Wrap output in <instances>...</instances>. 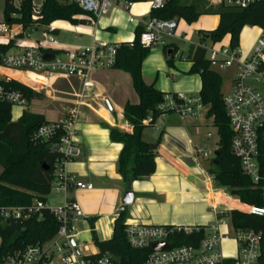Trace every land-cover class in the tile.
<instances>
[{
  "label": "built area",
  "instance_id": "obj_1",
  "mask_svg": "<svg viewBox=\"0 0 264 264\" xmlns=\"http://www.w3.org/2000/svg\"><path fill=\"white\" fill-rule=\"evenodd\" d=\"M72 1L91 16L93 21L107 15L111 8L130 13L135 4L130 0ZM166 1L168 0L150 1L151 9L163 7ZM257 3H264V0H215L214 4L245 9ZM141 17L131 14L129 22L132 24L137 22L143 26L140 34V43L143 46L163 47L169 43V38L176 35L179 20L151 17L149 22H144ZM32 18L35 20L36 16ZM257 26L261 35L253 52L247 58L242 56L239 46L231 45L229 34L220 41L204 40L195 46L205 49L206 58L211 66L217 63L223 67L236 64L231 91L226 95L223 94L227 117L233 132L231 149L239 159L243 173L250 177L256 186H260L264 193V22ZM9 29L8 24L0 23V35L7 33ZM119 47L120 42L96 40L88 46L68 48L59 42L55 29L47 26L42 30V39L37 40L35 45L20 46L19 51L8 52L1 58L0 66L5 68L33 72L46 79L74 78L79 81V89L73 94L72 107L67 116L41 125L36 132V136L42 140H49L59 131L63 132L55 147L61 158L56 166L51 191L67 193L74 187L93 188L92 184H83L75 176L66 173L63 167L65 163L75 160L81 154V147L76 139V129L85 110L100 106L102 100L93 75L100 70L114 67ZM46 53L54 54V58L45 60L43 56ZM0 77L3 78V82H0V101L26 108L28 106L26 96L9 85L13 78L7 75ZM158 108L175 112L182 117L200 116L206 111V106L202 104L199 96L183 93L166 94ZM164 116L165 114L160 115L157 121ZM208 136L211 137L212 134L209 133ZM199 153L204 158L211 157V152L208 150L201 149ZM207 178L213 184V176L210 173H207ZM218 195L230 197L220 189ZM239 204L240 207H236L222 200L217 201L213 204L216 220L203 226L126 222L127 241L136 249L151 248L150 254L141 264H262L261 235L253 230L236 228L229 213L237 209L264 217V206H246L241 202ZM42 207V202H36L28 208H4L0 216L3 220L10 216L19 219L23 215L29 216L32 211H38ZM51 210L59 220L61 219L55 237L44 244H31L23 249L1 254L0 264H119L110 255L92 257L80 253L81 244H78L75 238L76 222L83 216V211L78 202L66 200L63 205ZM125 210L126 206L121 204L116 213L119 215ZM195 230H202L204 233L197 244L172 245L169 240L175 232L191 233ZM227 241H232L235 245V250L231 254L223 250V244ZM158 242H168L169 246L164 250L155 251L152 249V244Z\"/></svg>",
  "mask_w": 264,
  "mask_h": 264
},
{
  "label": "trees",
  "instance_id": "obj_2",
  "mask_svg": "<svg viewBox=\"0 0 264 264\" xmlns=\"http://www.w3.org/2000/svg\"><path fill=\"white\" fill-rule=\"evenodd\" d=\"M134 3L152 0H130ZM36 16L34 20L32 17ZM152 18L161 20H185L188 24L198 21L202 15L219 16V24L213 30H199V42L211 40L217 42L226 35L231 36V45L239 46V37L247 25H261L264 22V3L240 9L224 4L211 5L207 0H168L161 8H152ZM67 21L73 25L87 24L93 18L84 12L72 0H43L39 8L34 7L33 0H21L19 6L13 0H5L4 20L8 25L18 24L23 32L31 27H47L55 21ZM143 26L135 29L133 41L120 42L114 69L128 73L132 85L139 97L137 104L126 103L124 118L134 127L133 132L123 131L118 127L110 128L111 140L123 145L118 160V171L124 182L149 177L156 171V155L141 139L146 127H153L158 117L169 114L158 106L164 101L166 94L156 87V82L147 83L142 74V63L149 55L151 48L140 43ZM15 47L12 39L8 43H0V63L4 54ZM168 66L174 67L178 46L169 43L162 47ZM172 53L168 56V51ZM183 54L179 56L181 59ZM186 58L190 61L189 74H199L201 90L199 97L207 107V117L213 120L217 129L218 164L212 162L209 173L213 176L216 188L227 190L228 194L238 199L246 206H264V193L252 179L241 169L239 159L233 154L231 140L232 129L226 113L221 92L222 78L214 71L206 58L204 48L192 44ZM0 73L8 74L12 79L9 85L21 91L28 100V105L34 98V90L30 80L22 73L0 67ZM22 81V82H21ZM0 82L3 78L0 77ZM25 82V83H24ZM13 106L0 101V213L4 208L31 207L36 202H42L43 207L32 211L29 216L23 215L16 219L12 216L3 220L0 216V255L14 250L23 249L31 244H44L55 237L60 227V220L51 208L45 205L51 193L55 178L56 166L61 154L55 149L63 132L59 131L53 138L42 140L36 136L41 125L49 123L44 115L25 110L17 120H12ZM146 121V122H145ZM52 145L49 148V145ZM240 207V204L239 206ZM229 216L238 229L253 230L261 235V262L264 264V217L233 209ZM92 234L98 253L92 257L115 255L120 257L119 264H141L151 252V248L136 249L130 246L126 237V213H120L113 226V236L108 240H99L92 223ZM204 236L203 231L175 232L170 237L172 245L197 244Z\"/></svg>",
  "mask_w": 264,
  "mask_h": 264
},
{
  "label": "crops",
  "instance_id": "obj_3",
  "mask_svg": "<svg viewBox=\"0 0 264 264\" xmlns=\"http://www.w3.org/2000/svg\"><path fill=\"white\" fill-rule=\"evenodd\" d=\"M20 1L16 3V6H19ZM150 11V1L137 2L132 7L129 16L131 14L137 17L142 16V20L145 15L150 14ZM126 14L127 12L121 9H114L105 17H101L97 22L98 25L96 23L92 27L90 26L92 21L87 24L73 25L60 20L53 22L50 27L55 29L57 38L61 37L58 39L59 42L68 48L88 46L96 40H105L111 43L131 41L134 40L135 29L140 23L134 25L132 33V23L129 22V16L127 17ZM219 20L217 15H202L193 24H188L182 19L178 24V27L180 25L179 33L184 32L185 36L175 35L168 41L178 46L177 54L181 55L184 49L177 40L188 42L189 47L192 44L195 45L199 42L198 31L215 29ZM9 28L7 33L0 35V43H8L13 39L15 47L10 52L19 51L20 46L36 44L37 39L32 37L27 39L25 34L24 37L19 36L23 32L21 25H13ZM42 29L44 30L46 27H42ZM122 31H125L126 34L121 37L119 34ZM62 33L65 35L62 36ZM69 33L73 35L72 38L67 35ZM83 37L88 39L84 40ZM194 38L197 39L196 42ZM190 67L189 61L187 65L176 68L182 73H188ZM166 68L171 76V84L165 83L157 74L154 76L155 70L165 71ZM172 68L168 66L161 47V49L152 50L144 59L142 74L147 83L155 81L156 87L164 93L199 95L201 90L200 75L185 74L177 79ZM14 71L22 72L30 80L31 86L38 88L42 84H49L53 89L52 92L69 95L65 98L54 96L53 99L69 104L65 114L67 116L72 107L73 94L79 89L77 79H46L40 75L27 74V71ZM0 75L10 76L5 73H0ZM93 78L98 93L102 97L100 106L85 110V114L76 129V139L81 147V154L75 160L65 163L63 167L66 173L75 176L83 184H92L93 188L80 189L74 187L67 193L51 191L45 203L49 208L63 205L66 200L79 203L83 216L76 222L75 238L77 243L81 244L80 253L84 255L98 253L93 241L92 223L99 240H108L113 236L114 221L118 216L116 210L123 204L122 200L127 185L118 171V160L123 145L111 140L110 128L118 127L123 131L133 132L134 127L130 126L124 118V106L128 102L132 104L139 102V97L133 88L132 79L128 73L111 68L94 73ZM25 110L21 108L18 118L12 117V120L17 121ZM33 112L44 115L50 122L62 119L59 118L57 112L47 108L46 112L52 118H47L44 112ZM206 113L207 107L200 116L182 117L171 112L159 119L151 131L146 129L142 131L141 139L149 147L155 146L153 151L156 155V171L149 177L131 183L130 189L135 193V198L132 204L125 205L126 222L152 225H208L216 220L213 204L222 200L230 205L231 201L235 200L231 196L227 198L217 197L219 188L211 184L207 178V173L211 167L208 170L203 167L204 162L210 159L204 158L199 150H208L206 147L207 139H211L214 135L209 130V126L213 125V120L208 118ZM209 133L212 134L211 137L208 136ZM202 195L205 200L201 198ZM237 201L239 202V200ZM206 208L211 211L205 212ZM89 243L93 246H89Z\"/></svg>",
  "mask_w": 264,
  "mask_h": 264
},
{
  "label": "rangeland",
  "instance_id": "obj_4",
  "mask_svg": "<svg viewBox=\"0 0 264 264\" xmlns=\"http://www.w3.org/2000/svg\"><path fill=\"white\" fill-rule=\"evenodd\" d=\"M19 0H13V3L16 5V3H18ZM43 0H33V3L35 5V7L37 8L41 3H42ZM184 1H193V0H184ZM209 2V4L211 5H217V4H214L215 3V0H207ZM4 9H5V0H0V23H3V20H4ZM112 10H114L113 8L110 9V12H112ZM125 14V13H123ZM129 12H127V17L129 16ZM110 15V14H109ZM108 15V16H109ZM107 16V17H108ZM105 17V15L103 16ZM120 17V15H119ZM121 18V17H120ZM97 21H92L91 22V27L92 25H95ZM137 22H135L134 24H132L131 26V31L133 33V27L134 25H136ZM13 25H18V24H13ZM13 25H9V27H12ZM98 25V23L96 24ZM179 29H180V25L177 29V32H176V35H179L180 37H184V32H181L179 33ZM42 26L39 27L36 31H34L33 35H32V38L34 39H37V40H40L42 39ZM126 32L125 31H122L119 36H123L125 35ZM65 34L62 33V36H64ZM69 36V38H72V34H67ZM260 30H259V27L258 26H253V25H247L243 28L241 34H240V37H239V48L240 50L242 51V56L244 58H247L252 52H253V49L254 47L256 46L257 44V41L258 39L260 38ZM119 36H117V38H119ZM61 38V37H60ZM58 38V39H60ZM84 40H87L88 38L87 37H83ZM196 38H194V41L196 42ZM177 42L181 45V47L184 49L183 51V57L180 59L179 56L180 54L177 56H175V60H174V64H175V67L172 68V72L174 73V75H177V79L180 78V76H183L185 74H189V73H182L180 72L179 70H177L176 67H182V65H187L189 63V60L186 58L187 54H188V47H189V43L188 42H185L183 40H177ZM154 49H161V46L157 45V46H152L151 47V50H154ZM150 54V53H149ZM212 69L216 72H218L222 78V84H221V92L226 95L228 94L230 91H231V87H232V81L235 77V74H236V64H232L231 66L229 67H223L221 64L217 63V64H213L212 66ZM27 74H32V75H38L36 73H29L27 72ZM156 74L158 75L159 78H161L162 80L165 81V83H169L171 84L172 80H171V76L169 74V71L166 70H155L154 72V76H156ZM32 89L34 90V92H41L43 94H45V97L44 98H33L30 102V104L24 108L26 110H29L31 112L33 111H39V112H44L46 117L47 118H52V116L46 112V108L48 110H53L55 112H57V115L59 116V118H62L64 119L63 117L66 116V109L69 107V104L67 102H64V101H54V96L56 97H62V98H65V97H69V95H62V94H58V93H54L52 92L53 89L51 88V86L48 85H43L42 86H39L38 88L34 87V86H31ZM35 89L39 90V91H36ZM193 96H198L197 94L196 95H193ZM62 100V99H60ZM54 101V102H53ZM20 109L19 107L17 106H13V109H12V117L13 118H18L19 116V113H20ZM147 131H151L153 129V127H146L145 128ZM209 130L214 134L213 137L211 139H207L208 142L206 143V147L207 149L211 152V157L209 158L210 160H208L207 162L205 161L204 164H203V167L208 170L209 167L212 166V162L213 160L215 159V151L217 149V146H218V142H219V136H218V133H217V129L214 125H211L209 126ZM0 171H2L1 167H0ZM220 191H223L225 193H228L227 190L225 189H222V188H219ZM217 197H220V198H226L225 196H220L218 195ZM201 198L203 200L204 197L203 195L201 196ZM234 198V197H232ZM232 205H235L236 207L238 206V201L237 200H233L231 202ZM211 210L210 209H207L205 210V212H210ZM187 226H190V225H187ZM89 246H91L92 244L89 243L88 244ZM93 246V245H92ZM95 248V246H94ZM223 250L224 252L228 253V254H231L234 252L235 250V245L232 241H227L223 244Z\"/></svg>",
  "mask_w": 264,
  "mask_h": 264
},
{
  "label": "water",
  "instance_id": "obj_5",
  "mask_svg": "<svg viewBox=\"0 0 264 264\" xmlns=\"http://www.w3.org/2000/svg\"><path fill=\"white\" fill-rule=\"evenodd\" d=\"M150 19H151V15H150V14H147V15H145V16L142 18V20H143L144 22H149ZM36 30H37V27H36V26L31 27L28 31L25 32V37H26L27 39H31L32 34H33L34 31H36ZM171 53H172V51L169 50V51H168V56H170ZM43 58H44L45 60H52V59L54 58V54H52V53H46V54H44ZM44 97H45V94H43V93H41V92H34V98H44ZM48 147L51 148L52 145L50 144ZM149 148H150L151 150H153V149L155 148V146L152 145V146H150ZM214 155H215V158H216V157L218 156V151H215ZM213 164L217 165V164H218V160H217V159H214V160H213ZM130 186H131V182L128 181V182H127L126 191H125V194H124V197H123V200H122V203H123L124 205H130V204H132L133 201H134V198H135V193L130 189ZM60 221H61V219H60ZM73 243H74V241H73ZM168 246H169L168 242H158V243H154V244H152V249L155 250V251H156V250H164V249L168 248ZM110 257H111L116 263H120V261H121L120 257H118V256L110 255Z\"/></svg>",
  "mask_w": 264,
  "mask_h": 264
},
{
  "label": "bare ground",
  "instance_id": "obj_6",
  "mask_svg": "<svg viewBox=\"0 0 264 264\" xmlns=\"http://www.w3.org/2000/svg\"><path fill=\"white\" fill-rule=\"evenodd\" d=\"M232 201H233V200H232ZM232 201H231V202H232ZM230 205H232V204L230 203ZM232 206H235V205H232ZM238 206H239V202H238ZM238 206H237V207H238Z\"/></svg>",
  "mask_w": 264,
  "mask_h": 264
}]
</instances>
